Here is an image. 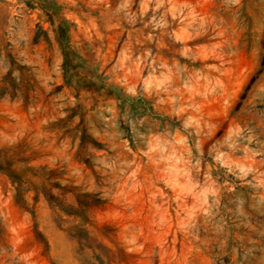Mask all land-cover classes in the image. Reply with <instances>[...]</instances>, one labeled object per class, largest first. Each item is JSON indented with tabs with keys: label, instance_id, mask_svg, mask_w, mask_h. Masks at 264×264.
<instances>
[{
	"label": "rangeland",
	"instance_id": "1",
	"mask_svg": "<svg viewBox=\"0 0 264 264\" xmlns=\"http://www.w3.org/2000/svg\"><path fill=\"white\" fill-rule=\"evenodd\" d=\"M0 264H264V0H0Z\"/></svg>",
	"mask_w": 264,
	"mask_h": 264
}]
</instances>
